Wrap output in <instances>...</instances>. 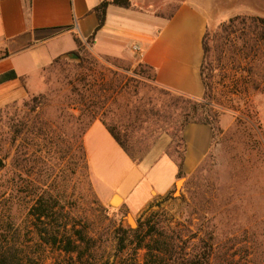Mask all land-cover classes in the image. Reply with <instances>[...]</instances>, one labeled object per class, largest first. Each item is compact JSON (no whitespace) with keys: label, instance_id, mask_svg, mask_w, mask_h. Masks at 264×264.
<instances>
[{"label":"rangeland","instance_id":"374dc122","mask_svg":"<svg viewBox=\"0 0 264 264\" xmlns=\"http://www.w3.org/2000/svg\"><path fill=\"white\" fill-rule=\"evenodd\" d=\"M188 1L203 6L198 0ZM238 14L264 16V0L214 2L206 29L214 68L213 88L215 92L227 93L239 77L240 90L245 89L251 96L252 118L236 109L239 104V108L243 107L241 102H228L225 108L214 107L211 114L216 127L208 154L195 169L177 178L182 180L178 188L174 184L169 192L137 213L109 206L93 187L83 134L98 116L90 118L81 112L80 98L71 92L72 85L83 89L76 77L81 72L75 63L80 55L76 53L78 59L56 57L59 53L50 57L54 45L67 37L38 43L12 58L27 78L25 88L19 81L0 84V244L16 242L25 251L24 258L29 255L41 264H114L121 257L130 259L134 245L119 253L114 238L116 227L122 224L136 229L153 216L176 231L183 256L214 244L216 251L211 264H264V92H254L245 79H262L264 66L252 57L238 55L244 69L250 67L251 72L234 74L228 43L222 48L221 25ZM87 50L97 63L90 65L91 70L83 69V74L97 73L102 63L116 71L114 78L122 79V90L113 94L117 100L108 101L104 119L116 121L120 128L128 118L135 120L127 129L133 158L142 157L161 136L170 139L166 148L169 150L171 138L167 131L179 126L182 120L179 109L166 105L173 92L164 95L161 92L167 90L135 74L137 65L107 61L85 45L78 51ZM55 57L59 61L50 63ZM34 95L40 97L39 107L31 112L23 102ZM149 110L157 114L147 113ZM8 111L14 114L17 126L9 127ZM34 188L49 190L69 213L67 218L72 224L86 225L97 240L96 248L92 249L94 256L85 254L79 260L76 253H64L57 246L41 241L38 234L41 224L30 214L36 201ZM116 197L112 203L120 201ZM127 214L134 219L133 227L124 222ZM144 252L138 250V260L145 259Z\"/></svg>","mask_w":264,"mask_h":264},{"label":"crops","instance_id":"0c3cea01","mask_svg":"<svg viewBox=\"0 0 264 264\" xmlns=\"http://www.w3.org/2000/svg\"><path fill=\"white\" fill-rule=\"evenodd\" d=\"M102 1L0 0V50L5 52L0 56V71L13 68L18 75L26 76L12 58L38 43L67 37L54 45L50 57L75 52L85 45L103 59L131 66L143 62L153 67V82L167 91L202 96L203 37L216 0H198L203 6L188 0H129L128 7L109 3L103 25L88 42L98 24L95 7ZM57 26L67 28L51 37L35 39V29ZM41 65L43 68L46 63ZM212 132L207 124L184 126L185 173L208 154ZM169 141L161 136L142 157L133 158L99 119L93 121L83 134V148L98 197L111 206L112 198L118 196L120 208L137 213L169 192L178 178L177 165L166 153Z\"/></svg>","mask_w":264,"mask_h":264},{"label":"trees","instance_id":"16d2710c","mask_svg":"<svg viewBox=\"0 0 264 264\" xmlns=\"http://www.w3.org/2000/svg\"><path fill=\"white\" fill-rule=\"evenodd\" d=\"M109 3L124 7L130 5L129 0H103L97 5L95 12L97 14L98 24L92 35L88 38V42L93 39L95 32L103 25L106 7ZM66 28L67 26L37 28L34 31L35 39L41 40L51 37ZM221 29L223 31L222 48L228 43L227 49L231 51L230 56L232 59L229 63L234 65V74L242 72L243 70H246L247 73L251 72L250 67L244 69L241 61L237 59L238 55H241L243 58L252 57L259 65L264 66V16L248 14L234 15L222 23ZM208 36L209 32L206 30L203 37V60L200 68L203 83L202 96L193 98L184 94L170 93L169 101L166 102L167 106L175 107L176 110L179 109L182 116L179 126L175 125L171 131H167L171 142L170 149L166 153L174 159L177 165V177L184 175L183 164L186 143L182 131L186 124H207L212 128V133H214L216 123L213 121L215 117L211 114V111L214 107H227L228 102H241L243 107L239 108V104L236 109L240 110L243 115L251 117V96L245 89L240 90V85H238L239 77L235 78L231 91H227L228 94L223 91H214V68L210 58L211 46L209 45ZM75 39L80 46L79 39L76 37ZM78 50L75 53L80 55V59L75 63L81 72L76 77L77 81L82 82L83 89L81 90L76 85H72L71 92L80 98L81 106L79 110L85 112L90 118L98 116V119L105 125L113 139L125 152L133 157L128 146L129 135L127 129L129 124L135 120L128 118L126 122L122 123L123 128H120L116 121L108 122L104 119V115L109 110L108 101L117 100L113 97V94L118 95L122 90V79L119 77L114 78L116 71H112L113 69L108 66L105 67L100 62L102 68L97 73L87 72V74H83V69L87 70L88 68L91 70L90 65L93 62L97 63V59L91 56L88 50L84 53H80ZM3 54L5 52L0 56H3ZM220 58H218V61ZM53 60L55 63L59 61L57 58ZM107 61L110 60L107 59ZM133 72L143 79L155 80L154 68L143 62H139ZM26 78L27 76L25 75H18L13 68L0 72V84L9 81H19L25 88ZM245 79L246 82L252 85L253 90H255L254 92H264V73L262 74V79H256V77L251 81L248 78ZM161 93L164 95L169 94L168 91ZM38 98H40L39 95H34L24 100L23 106L31 112L36 111L39 107L37 103ZM228 106L236 110L232 105ZM149 112L153 115L157 114L153 110L147 111V113ZM7 113L9 127L17 126L14 114L9 113V111ZM127 115H130V113H127ZM14 139L15 136H12L11 141H14ZM32 192L36 196V201L31 206L30 214L41 224L40 226L36 225L39 227L38 234L41 241L51 246H57L64 253H76L79 260L85 254L94 256L92 249L96 248L97 240L90 233L86 225L78 227L76 224H72L67 218L69 213L64 211V206L59 205V201L52 197L49 190L37 191L34 188ZM175 232L174 229L163 225L162 220L154 219L153 216L147 217L136 229L127 228L119 224L114 230V238L118 252L123 253L125 249L129 248L128 246L130 244L134 245L131 249L132 257L130 259L121 257L114 264H211L213 262L216 251L214 244L204 249L199 247L196 252L186 257L179 250L178 236ZM142 249L145 250V259L140 261L137 258V252ZM23 253L25 254V251L21 250L16 242L6 241V243L0 244V264H41L33 260L29 255L27 258H24Z\"/></svg>","mask_w":264,"mask_h":264},{"label":"water","instance_id":"95a60500","mask_svg":"<svg viewBox=\"0 0 264 264\" xmlns=\"http://www.w3.org/2000/svg\"><path fill=\"white\" fill-rule=\"evenodd\" d=\"M63 56H65V57H68V58H71V59H78L79 57H78V55L74 52V51H71V52H67V53H65ZM180 180V179H179ZM178 181V180H177ZM177 181L175 182V187L177 188ZM177 192V191H176ZM115 197V196H114ZM113 197V198H114ZM112 198V199H113ZM110 205L112 206V207H117L118 205H119V202L118 201H116V202H114V203H112L111 201H110ZM124 222L126 223V220L124 219ZM129 227H133V225H131V224H127Z\"/></svg>","mask_w":264,"mask_h":264},{"label":"bare ground","instance_id":"6f19581e","mask_svg":"<svg viewBox=\"0 0 264 264\" xmlns=\"http://www.w3.org/2000/svg\"><path fill=\"white\" fill-rule=\"evenodd\" d=\"M181 182L182 180L177 181V188L180 186ZM116 198L118 199V197ZM125 220H126V223L131 224L133 226L135 225L134 219L130 214H127Z\"/></svg>","mask_w":264,"mask_h":264}]
</instances>
